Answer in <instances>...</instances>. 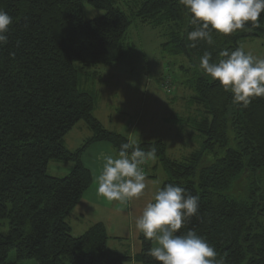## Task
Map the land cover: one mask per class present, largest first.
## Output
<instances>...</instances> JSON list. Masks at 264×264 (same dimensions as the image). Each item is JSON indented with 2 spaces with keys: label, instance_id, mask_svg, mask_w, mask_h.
Masks as SVG:
<instances>
[{
  "label": "trees",
  "instance_id": "1",
  "mask_svg": "<svg viewBox=\"0 0 264 264\" xmlns=\"http://www.w3.org/2000/svg\"><path fill=\"white\" fill-rule=\"evenodd\" d=\"M86 2L105 14L85 19ZM0 8L13 17L9 42L0 48V264L132 259L108 252L103 223L76 236L68 217L93 180L83 152L108 141L118 153L130 142L95 116L97 96L83 78L127 58L126 34L137 19L165 29L167 54L191 59L186 85L193 93L184 98L185 112L168 120L177 137L199 139L200 145L180 158L169 157L161 139L134 145L156 149L157 163L170 175L162 187L171 183L199 196V218H190L181 233L194 229L225 264H264V97L233 104L232 94L198 67L205 51L217 62L222 51L240 47L238 39L263 35L264 13L255 27L249 22L229 35L213 32V45L201 41L192 48L186 34L193 26L178 0H0ZM81 121L92 137L70 150L65 136ZM208 155L212 163L201 167ZM51 161L72 162L73 168L57 176L49 172ZM140 241L134 259L159 264L147 255L153 241L142 233Z\"/></svg>",
  "mask_w": 264,
  "mask_h": 264
},
{
  "label": "clouds",
  "instance_id": "2",
  "mask_svg": "<svg viewBox=\"0 0 264 264\" xmlns=\"http://www.w3.org/2000/svg\"><path fill=\"white\" fill-rule=\"evenodd\" d=\"M187 9L193 30L186 38L195 48L201 41L213 45V32L229 35L257 22L264 13V0H178ZM13 17L0 8V48L8 44ZM19 43V42H18ZM222 57L212 62L205 51L198 67L206 76L218 80L232 103L247 106L254 97H264V58L254 56L241 46L234 51H222ZM131 149V152L129 150ZM156 149L147 152L132 142L121 144L116 156L104 157L101 173L96 178L97 193L109 201L125 202L139 198L147 188L141 167L154 160ZM199 196L186 189L167 184L158 188L141 213L135 217V227L154 246L147 255L159 264H225L216 249L194 229L181 233L190 218H199Z\"/></svg>",
  "mask_w": 264,
  "mask_h": 264
},
{
  "label": "rangeland",
  "instance_id": "3",
  "mask_svg": "<svg viewBox=\"0 0 264 264\" xmlns=\"http://www.w3.org/2000/svg\"><path fill=\"white\" fill-rule=\"evenodd\" d=\"M104 14V10L87 2L84 4L85 19L99 18ZM166 39L164 28L152 27L138 19L133 21L126 34L128 56L124 62L97 67L86 79L83 78V82L86 90L97 96L94 114L105 128L116 130L133 141V144L138 140L144 142L161 139L168 156L180 158L198 150L200 145L199 139L195 141L193 138L177 137L176 126L168 120L169 117L181 115L186 110L184 98L187 99L193 93L187 87L186 81L191 77L193 65L185 54H167L162 46ZM238 44L246 52L250 51L254 56L264 58V34L240 38ZM166 78H170L172 82V93L161 88L160 84ZM88 134L87 126L84 122H79L65 136L70 150L84 144ZM212 161L208 155L201 167L211 164ZM153 162L157 161H152L149 168L153 180L145 190L149 198L170 178L163 165H154ZM54 167L58 169L54 170ZM67 168L68 163H49V172H57L58 176H65ZM28 263L36 264L35 261Z\"/></svg>",
  "mask_w": 264,
  "mask_h": 264
},
{
  "label": "crops",
  "instance_id": "4",
  "mask_svg": "<svg viewBox=\"0 0 264 264\" xmlns=\"http://www.w3.org/2000/svg\"><path fill=\"white\" fill-rule=\"evenodd\" d=\"M87 130L89 133L87 137L89 139L92 137V133L88 127ZM131 142L133 143V141ZM139 142H142V140H138V142L134 143ZM65 144L67 148L70 149V147L67 145L66 138ZM108 155H117L115 148L108 141L93 142L83 152L81 157L82 162L87 168L91 170L93 180L90 187L84 193L82 199L79 201L75 209L69 215L68 222L71 226V232L76 236L83 234L87 229H89L92 225L96 223H103L106 227L109 236L107 244L108 252L112 255L131 256L132 259L125 262H128L130 264H139L134 258L141 250V233L135 227V217L141 213L143 207L152 198H149L147 191H145L141 197L134 198L125 202L109 201L103 196L98 195V183L96 178L102 171L103 164L105 162L104 157ZM154 160L156 161V159ZM154 160H148L146 162V183L148 185L147 187H149V183L153 180L151 179L152 176L149 173V168L151 167L150 164ZM64 163H68V168L65 170V173L68 174L73 168V163ZM156 163L157 162H153L154 165ZM57 169V167H54V170ZM54 173H56L54 175H59L57 172Z\"/></svg>",
  "mask_w": 264,
  "mask_h": 264
},
{
  "label": "built area",
  "instance_id": "5",
  "mask_svg": "<svg viewBox=\"0 0 264 264\" xmlns=\"http://www.w3.org/2000/svg\"><path fill=\"white\" fill-rule=\"evenodd\" d=\"M162 87L167 93H172L173 85H172V83L170 81V78H166L165 79V81L162 83Z\"/></svg>",
  "mask_w": 264,
  "mask_h": 264
}]
</instances>
